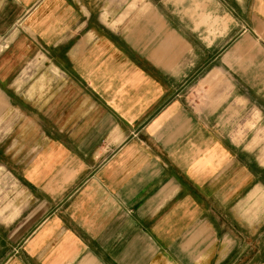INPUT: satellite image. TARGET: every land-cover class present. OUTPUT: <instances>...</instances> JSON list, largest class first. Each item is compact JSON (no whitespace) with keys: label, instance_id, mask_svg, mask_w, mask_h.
<instances>
[{"label":"crops","instance_id":"obj_1","mask_svg":"<svg viewBox=\"0 0 264 264\" xmlns=\"http://www.w3.org/2000/svg\"><path fill=\"white\" fill-rule=\"evenodd\" d=\"M260 128L264 0H0V264H264Z\"/></svg>","mask_w":264,"mask_h":264},{"label":"rangeland","instance_id":"obj_2","mask_svg":"<svg viewBox=\"0 0 264 264\" xmlns=\"http://www.w3.org/2000/svg\"><path fill=\"white\" fill-rule=\"evenodd\" d=\"M240 116L241 117V121L239 122V131H243V130H251L256 129L257 131V125L260 122V119L258 118V114L255 110H245L244 113H242ZM246 120V121H244ZM244 121V122H243ZM248 121V125H246L245 123H247ZM244 125H242L243 123ZM242 123V124H241ZM235 129V126L233 127ZM262 128H260L259 130H261ZM258 132V131H257ZM262 133V139L264 136V129H262L260 131ZM261 143L258 141L257 145ZM18 180L11 174L8 173L6 171V169L0 168V197L3 196L5 201L4 202H10V203H16L19 201V190H18ZM2 200H0L1 202Z\"/></svg>","mask_w":264,"mask_h":264}]
</instances>
